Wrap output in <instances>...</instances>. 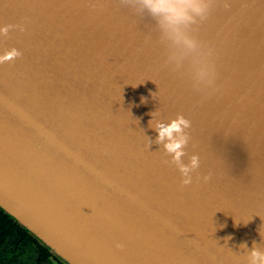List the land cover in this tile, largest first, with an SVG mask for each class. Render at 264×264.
<instances>
[{
  "label": "water",
  "instance_id": "95a60500",
  "mask_svg": "<svg viewBox=\"0 0 264 264\" xmlns=\"http://www.w3.org/2000/svg\"><path fill=\"white\" fill-rule=\"evenodd\" d=\"M209 2L188 49L141 0H0L25 29L0 35L21 53L0 64V209L65 263L264 254V0ZM178 115L186 187L156 143Z\"/></svg>",
  "mask_w": 264,
  "mask_h": 264
},
{
  "label": "clouds",
  "instance_id": "9594fccd",
  "mask_svg": "<svg viewBox=\"0 0 264 264\" xmlns=\"http://www.w3.org/2000/svg\"><path fill=\"white\" fill-rule=\"evenodd\" d=\"M128 2L129 0H120V3ZM141 2L154 17L162 18L160 20L161 27L177 44L182 42L188 49H195L198 46L197 41L184 34L180 26L195 23L196 16L207 19L210 2L205 3V0H141ZM225 7H228V5L226 4ZM16 27H19L21 32L25 30L23 26L7 25L0 28V35L6 36L10 30ZM20 56L21 53L13 48L11 51L6 52L4 56H0V64L14 61ZM151 123L150 121V126ZM189 128H191V122L183 115H178L170 124L158 123L155 127L158 132L156 143L163 144L166 154L172 156V163L178 166L182 177V186L185 187L192 184V173L200 167V158L197 155H192L190 163L187 165L182 161V157L187 155L184 149L190 140V136L186 132ZM210 179L211 175L203 177L204 182H208ZM228 239H231V237ZM253 245L251 264H264V254L256 250L255 241ZM241 246L246 248L247 244L243 243ZM117 247L122 248V245H117Z\"/></svg>",
  "mask_w": 264,
  "mask_h": 264
},
{
  "label": "flooded vegetation",
  "instance_id": "af4514ba",
  "mask_svg": "<svg viewBox=\"0 0 264 264\" xmlns=\"http://www.w3.org/2000/svg\"><path fill=\"white\" fill-rule=\"evenodd\" d=\"M2 235L0 264H67L21 226L14 225Z\"/></svg>",
  "mask_w": 264,
  "mask_h": 264
},
{
  "label": "trees",
  "instance_id": "16d2710c",
  "mask_svg": "<svg viewBox=\"0 0 264 264\" xmlns=\"http://www.w3.org/2000/svg\"><path fill=\"white\" fill-rule=\"evenodd\" d=\"M14 225L20 226L17 222H15L11 217H9L4 211L0 209V241L3 239L2 232L11 229Z\"/></svg>",
  "mask_w": 264,
  "mask_h": 264
}]
</instances>
